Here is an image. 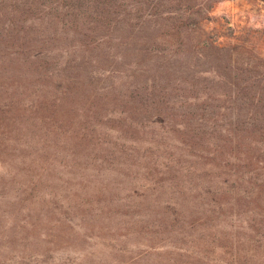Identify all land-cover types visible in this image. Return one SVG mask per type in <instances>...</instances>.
I'll return each mask as SVG.
<instances>
[{
  "label": "trees",
  "instance_id": "1",
  "mask_svg": "<svg viewBox=\"0 0 264 264\" xmlns=\"http://www.w3.org/2000/svg\"><path fill=\"white\" fill-rule=\"evenodd\" d=\"M177 1L83 0L73 7L70 1L46 9L32 1L0 0V183L20 174L29 187L54 172L65 155L76 161L74 152H65L67 142L81 146L79 158L86 160L92 157L93 146L105 148V137L116 140L128 131L141 143L148 136L153 144L137 159L150 157L163 169L173 167L171 173H179L165 181L169 187H182L174 190L175 200L156 202L149 196L157 192L161 177L148 185L142 177L135 180L138 186H147L132 202L148 205L137 212L138 222L159 228L165 214L171 226H185L187 184L205 212L229 210L239 216V225L220 226L232 233L246 225L264 229V63L250 61L240 67L229 44L216 48L215 43H202L172 53H161L150 45L140 52L137 49L154 58L144 71L125 72L120 81L142 83L127 91L142 95L127 101L135 115L141 113L140 119L114 109L128 94L115 100L95 94L99 72H91V79L86 68L78 74L79 65L86 61H78L76 53L84 58L95 50L101 52L102 47L110 49L116 34L120 38L114 48L133 52L134 41L155 40L152 31L158 21L186 28L199 6L171 7ZM64 10L66 14L61 13ZM188 35L183 33L184 38ZM179 42L170 47H178ZM205 61L209 68L202 70L199 65ZM107 115L113 116L114 129L102 120ZM148 186H153L151 191ZM140 189L131 188L130 193L138 195ZM208 223L216 226L212 220ZM156 239L155 232L147 240ZM243 240L231 238L221 248L234 263L248 259L240 251L242 243L254 247L250 239ZM151 245L154 252L172 248L167 243ZM213 262L221 264L217 258Z\"/></svg>",
  "mask_w": 264,
  "mask_h": 264
},
{
  "label": "rangeland",
  "instance_id": "2",
  "mask_svg": "<svg viewBox=\"0 0 264 264\" xmlns=\"http://www.w3.org/2000/svg\"><path fill=\"white\" fill-rule=\"evenodd\" d=\"M26 1L48 9L56 4L68 5L70 1L71 7L77 6L83 0ZM116 1L126 4L137 0ZM188 3L198 5L199 11L197 9L191 16L186 28H181L178 23L158 21L152 31L155 40L151 39L152 43L149 38L143 42L134 41L133 52L114 48L113 44H118L120 38L116 34L113 40L110 37V49L102 47L101 52L95 50L84 58L76 53L78 61H86L79 65L78 74L86 68L91 79V72H99L94 83L95 94L104 97L106 94L109 100L128 94L126 100L114 109L140 119L141 113L135 115L138 113L132 112L127 101H137L142 95L139 97L127 91L142 83L130 79L125 83L120 81L125 72L144 71V65L154 58L152 54L143 56L137 49L140 52L141 48L150 45L161 53H172L202 43H215L216 48L229 44L234 51L232 57L240 67L250 61L264 63V0H178L170 4L173 8H182ZM61 13L66 14V11ZM84 31H89V27L86 26ZM184 32L191 35L184 38ZM179 40L178 47H170ZM208 63L202 62L199 68L208 69ZM106 117L102 120L114 129L113 116ZM121 135L116 140L105 137L102 140L105 148L94 149L93 146L92 157L86 160L79 158L81 146L67 142L65 152H74L76 161L65 155L54 172L29 187L24 185L25 178L20 174L12 181L7 179L9 183H0V264H214V258L221 264H264V229L255 230L246 225L232 233L231 229L220 226V223L239 225V216L231 215L229 210L205 212L187 184H184V190L191 195L183 193L189 201L183 212L185 218L189 217L183 224L185 226H171L165 214L154 207L151 210L162 215L159 228L138 222L137 212L148 206L144 201L132 203L135 197L146 191L147 186H138L136 181L139 178L142 177L141 180L148 185L161 177L162 181L155 188L157 192L149 196L151 201L175 200L174 190L182 187L177 184L169 187L165 181L170 175L179 173H171L173 167L163 169L164 166L150 157L144 158L145 161L137 159L153 146L146 139L148 136L141 143L133 133L127 131ZM148 187L151 191L153 186ZM131 188L141 189L135 195L130 193ZM208 220L216 226L206 224ZM150 221L157 222L156 218H150ZM155 232L157 239L151 243L171 244V250L152 251L147 239ZM231 238L253 241L254 247L246 243L239 247L247 260L234 263L230 253H223L221 248L229 244Z\"/></svg>",
  "mask_w": 264,
  "mask_h": 264
}]
</instances>
